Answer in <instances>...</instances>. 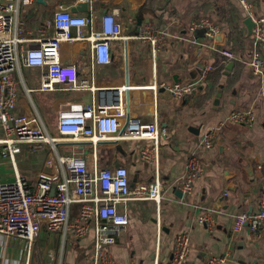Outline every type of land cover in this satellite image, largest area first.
I'll return each mask as SVG.
<instances>
[{"label":"crops","instance_id":"1","mask_svg":"<svg viewBox=\"0 0 264 264\" xmlns=\"http://www.w3.org/2000/svg\"><path fill=\"white\" fill-rule=\"evenodd\" d=\"M241 0H104L77 10L75 0H35L32 7L21 6L24 47L38 44L44 33L55 35L54 11L58 3L72 5L76 15L101 18L117 10L123 35L115 43L112 62L94 63L88 40H78L63 49L66 63L78 67L87 90L53 92L34 91L40 87L45 70L21 67L15 73L18 82L16 113L31 115L53 138L60 139L61 155L85 158L92 167L96 156L100 168L125 166L131 185L149 182L154 176L151 165L141 159L140 150L149 141L123 140L117 143L61 140L57 115L64 104L88 106L105 95L115 94L127 101L128 117L121 119L122 129L128 118L142 123L157 121L160 136V175L164 183L161 203L152 200L128 201L118 210L130 216L128 228L109 251V264H156L172 258L176 238H190L186 264H207L215 256H226L227 264H264V230L235 232L233 219L240 213H255L264 204V78H258L247 64L254 45ZM255 15L264 16V0H248ZM217 27L213 41H206L202 21ZM142 24L166 32L156 55L149 44L131 38ZM198 24L193 31L191 27ZM90 35L91 29L84 28ZM77 34V30H73ZM202 43V44H201ZM264 60V47H256ZM216 49V50H214ZM229 50L234 58L222 57ZM211 67L207 78L186 100L177 99L162 86L196 81L203 69ZM157 85L158 90L149 88ZM253 115L251 124L236 122L233 114ZM41 120V121H40ZM211 135L213 145L204 139ZM2 131L0 130V137ZM120 147V148H119ZM51 146L22 145L19 153L0 156V183L13 182L17 175L32 183L42 173H52L48 159ZM196 154L203 173L193 183L191 193H183L176 183L186 174L188 158ZM79 205L70 215L79 214ZM208 218L205 223L201 219ZM94 235L79 240L62 231L42 229L29 247L23 239L0 233V264H94ZM98 264H103L99 262Z\"/></svg>","mask_w":264,"mask_h":264},{"label":"built area","instance_id":"2","mask_svg":"<svg viewBox=\"0 0 264 264\" xmlns=\"http://www.w3.org/2000/svg\"><path fill=\"white\" fill-rule=\"evenodd\" d=\"M35 0H0V156H11L20 152L21 146H51L55 153L48 159L53 167L52 173H42L32 183L29 179L17 175L13 182L0 183V233L14 239L25 240L29 247L39 236L42 229L50 232L62 231L72 239L79 240L89 234L94 235L93 262L111 263L109 251L116 238L130 224V216L118 210V205L128 201L152 200L161 203L164 183L160 175V136L157 121L142 123L128 118L122 129L121 119L128 117L127 101L115 94L105 95L94 100L88 106L64 104L57 115V131L61 140L72 142L90 141L96 147L100 143L130 141H149L152 145L141 148V159L151 165L154 176L149 182L131 185L130 172L119 165L114 169L100 168L95 156L92 167L85 158L77 155H61L57 151L60 139L50 136L44 123L41 125L31 115L16 113L18 104V82L15 73L22 66L45 70L41 84L34 91L53 92L58 88L65 91L87 90L90 84L81 80L78 67L65 62L63 49L78 40H88L94 63L108 65L112 62V49L115 43L122 44L128 37L123 35V27L117 18V10L101 18V26L95 28L93 15L73 14L72 5L58 3L54 11L55 35L44 33L37 39L38 44L25 48L26 40L22 37L23 28L20 20L21 6L29 9ZM77 5L88 6L104 0H75ZM241 5L253 22L251 33L254 49L248 65L253 73L263 80L264 60L257 46L264 47V16L254 13L253 5L248 0H241ZM206 29L204 39L213 41L217 27L204 20L200 24ZM198 24L191 29L194 31ZM84 28H90L88 36ZM77 34H73V30ZM166 32L154 28L151 24H142L138 33L131 37L149 44L152 53L157 54L164 43ZM202 44V43H201ZM216 50V49H214ZM217 51V50H216ZM222 57L234 58V54L225 49L219 50ZM211 67L203 69L196 81L175 83L162 86L177 99H185L195 93L200 82L207 78ZM149 88L158 90V86ZM264 97V93H263ZM236 122L251 124L253 115L233 114ZM203 143L211 147L213 141L208 135ZM264 171V163L262 165ZM203 173L202 164L196 154H191L187 162L186 174L176 186L183 193H191L193 183ZM79 205V214L70 215L71 208ZM208 218L201 219L205 223ZM233 229L240 232L248 229L251 233L264 230V204L255 213H240L233 219ZM190 252V238L179 235L174 244L172 258L156 264H186ZM226 256H215L207 264H227Z\"/></svg>","mask_w":264,"mask_h":264},{"label":"water","instance_id":"3","mask_svg":"<svg viewBox=\"0 0 264 264\" xmlns=\"http://www.w3.org/2000/svg\"><path fill=\"white\" fill-rule=\"evenodd\" d=\"M88 8V5L87 4H85V3H81L80 5H79V7H78V9L77 10H83V9H87ZM247 25L249 26V30H250V32L252 33V29H253V22H252V20L249 18L248 20H247ZM203 31H205L204 33H206V29H204ZM189 98V96H187L186 97V100ZM120 148V147H119Z\"/></svg>","mask_w":264,"mask_h":264}]
</instances>
